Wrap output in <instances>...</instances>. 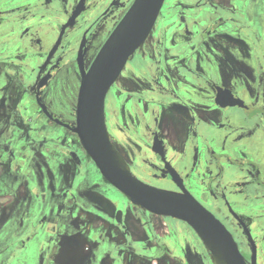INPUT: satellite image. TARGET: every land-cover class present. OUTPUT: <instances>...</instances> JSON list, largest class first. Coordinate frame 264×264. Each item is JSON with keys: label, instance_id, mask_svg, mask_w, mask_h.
<instances>
[{"label": "flooded vegetation", "instance_id": "flooded-vegetation-1", "mask_svg": "<svg viewBox=\"0 0 264 264\" xmlns=\"http://www.w3.org/2000/svg\"><path fill=\"white\" fill-rule=\"evenodd\" d=\"M134 1L84 0L64 28L82 0H0V220L19 213L15 233H0V264H214L190 225L111 185L71 130L80 59L88 71ZM70 81L58 106L49 91ZM105 117L135 178L188 193L245 264H264V165L248 149L264 132V0H165Z\"/></svg>", "mask_w": 264, "mask_h": 264}, {"label": "water", "instance_id": "water-1", "mask_svg": "<svg viewBox=\"0 0 264 264\" xmlns=\"http://www.w3.org/2000/svg\"><path fill=\"white\" fill-rule=\"evenodd\" d=\"M83 3L84 0L64 28L74 24L83 11ZM164 3L165 0H135L88 71L80 59L82 82L77 121L71 130L78 134L104 178L129 197L134 205L160 216L186 222L205 243L216 247L228 264H245L230 234L210 212L188 193L157 189L135 178L127 167L120 165L109 139L105 117L107 94L128 61L149 37ZM228 93L225 97L229 98ZM230 100V106L243 105L238 98ZM228 104L222 103V106Z\"/></svg>", "mask_w": 264, "mask_h": 264}, {"label": "rangeland", "instance_id": "rangeland-1", "mask_svg": "<svg viewBox=\"0 0 264 264\" xmlns=\"http://www.w3.org/2000/svg\"><path fill=\"white\" fill-rule=\"evenodd\" d=\"M221 1H223V0H221ZM72 37L74 38V35H72ZM72 37H70V38H72ZM23 90H24V87H21L19 89L16 88V92L22 93ZM74 93H75L74 92V86H73V83H71V81H70L69 87H67L65 82H63V83L60 82V83H56L55 85H53L49 91V95H52V94L54 95L55 104H57L58 106L65 105L64 100L73 98ZM23 95H25L24 96L25 101H26L25 104L27 105V103H28L27 101H28L30 96L27 95L26 93H23L22 97H23ZM62 95H63V97H62ZM21 103H24V102H21ZM231 111H236V110L231 109ZM109 126H110V132H111L112 136L117 137L112 122H111V124H109ZM117 139H118V137H117ZM72 141L74 142L73 143L74 146L79 147L77 138L72 137ZM117 145H118V142H117ZM118 147H120V146L118 145ZM248 147H249L248 149H250L252 157H257V155L260 156L257 160L263 166L264 165V132H262V134H257L254 137H252L250 139V141L248 142ZM90 175H91L92 179H95V178L99 179V176L94 173V170L92 168L90 169ZM116 196L118 197V200L121 202L122 205L127 204V202L125 201V199L122 196L118 195L117 193H116ZM219 218H221V220L230 228V226L228 225V222L226 221L225 218H222L221 216H219ZM159 221H160L159 223L161 224L162 221L161 220H159Z\"/></svg>", "mask_w": 264, "mask_h": 264}, {"label": "crops", "instance_id": "crops-1", "mask_svg": "<svg viewBox=\"0 0 264 264\" xmlns=\"http://www.w3.org/2000/svg\"><path fill=\"white\" fill-rule=\"evenodd\" d=\"M18 214L19 213L16 211V209L15 210L14 209H7L3 212L2 219L0 220V233L1 232L4 233L5 230L6 231L8 230L10 232L13 231V233H15L17 228H19L18 227L19 219L17 218ZM10 232H9V234H10ZM8 235L6 236V239L8 238Z\"/></svg>", "mask_w": 264, "mask_h": 264}, {"label": "bare ground", "instance_id": "bare-ground-1", "mask_svg": "<svg viewBox=\"0 0 264 264\" xmlns=\"http://www.w3.org/2000/svg\"><path fill=\"white\" fill-rule=\"evenodd\" d=\"M109 134V133H108ZM113 145V144H112ZM114 147V152L116 154L117 160L120 163V165L124 168L127 167V163L124 157V154L120 151V149L118 150L115 146ZM128 169V168H127ZM204 242V241H203ZM205 246L207 248V251L212 253V260L214 262V264H228L225 261L224 256L218 251V249L216 247H214L213 245L209 244V243H205Z\"/></svg>", "mask_w": 264, "mask_h": 264}]
</instances>
